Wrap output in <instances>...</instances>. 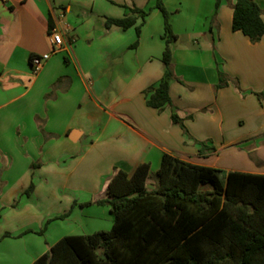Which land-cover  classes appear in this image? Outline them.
<instances>
[{"label":"crops","instance_id":"0c3cea01","mask_svg":"<svg viewBox=\"0 0 264 264\" xmlns=\"http://www.w3.org/2000/svg\"><path fill=\"white\" fill-rule=\"evenodd\" d=\"M255 1L264 19V0ZM154 3L0 0V264H32L66 235L111 229L110 206L98 201L116 169L131 176L148 162L154 177L168 153L264 174V37L254 43L233 29L235 0L218 10L216 0H164L177 78L160 111L144 91L165 71L163 13L153 8L139 35L136 25L106 26ZM55 25L65 49L35 75L31 57L51 52ZM219 71L230 77L221 88ZM200 141L215 150L201 154Z\"/></svg>","mask_w":264,"mask_h":264},{"label":"trees","instance_id":"16d2710c","mask_svg":"<svg viewBox=\"0 0 264 264\" xmlns=\"http://www.w3.org/2000/svg\"><path fill=\"white\" fill-rule=\"evenodd\" d=\"M221 2L216 0V10ZM127 8L124 17L108 18L106 26L127 29L136 25L139 35L153 8H159L164 16L165 71L156 87L144 91L147 105L161 111L172 104L171 83L177 78L172 13L164 0H155L148 8ZM233 10V29L254 43L261 41V5L255 0H235ZM229 81L230 77L219 71L217 88ZM258 95L262 98L264 93ZM172 120L189 133L178 113H172ZM199 143L201 154L215 150L206 141ZM150 180L153 188L148 186ZM33 188L34 184L27 193ZM107 194L98 202L110 206L114 215L111 229L66 235L32 264H264V174L227 172L166 153L154 177L148 162L139 164L131 176L116 169Z\"/></svg>","mask_w":264,"mask_h":264},{"label":"built area","instance_id":"2783aa9c","mask_svg":"<svg viewBox=\"0 0 264 264\" xmlns=\"http://www.w3.org/2000/svg\"><path fill=\"white\" fill-rule=\"evenodd\" d=\"M49 38L52 45L51 52L31 57V68L33 74H38L50 59L52 53L65 49L64 32L59 25L53 26L49 31Z\"/></svg>","mask_w":264,"mask_h":264}]
</instances>
